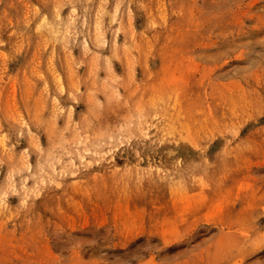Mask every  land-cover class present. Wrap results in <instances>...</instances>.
<instances>
[{
  "label": "rangeland",
  "instance_id": "rangeland-1",
  "mask_svg": "<svg viewBox=\"0 0 264 264\" xmlns=\"http://www.w3.org/2000/svg\"><path fill=\"white\" fill-rule=\"evenodd\" d=\"M82 1L0 0V264H264V0Z\"/></svg>",
  "mask_w": 264,
  "mask_h": 264
},
{
  "label": "bare ground",
  "instance_id": "bare-ground-1",
  "mask_svg": "<svg viewBox=\"0 0 264 264\" xmlns=\"http://www.w3.org/2000/svg\"><path fill=\"white\" fill-rule=\"evenodd\" d=\"M77 1H79V0H77ZM81 1H82V0H81ZM95 1H96V0H95ZM95 1H94V2H95ZM106 1H108V0H106ZM115 1H116V0H115ZM82 2H83V1H82ZM127 2H128V0H127ZM95 3H96V2H95ZM92 4H93V3H92ZM85 6H86V5H85ZM80 7H81V6H80ZM92 7H93V6H92ZM82 8H84V7L82 6ZM95 8H96V7H95ZM68 9H69V8H68ZM110 9H111V8H110ZM112 9H113V8H112ZM78 11H79V10H78ZM90 11H91V9H90ZM92 11H93V10H92ZM94 12H95V11H94ZM94 12H93V13H94ZM102 12H103V11H102ZM63 13H64V12H63ZM90 13H91V12H90ZM110 13H111V12H110ZM91 15H92V13H91ZM91 15H90V16H91ZM81 18H82V17H81ZM106 18H108V17H106ZM111 18H112V17H111ZM44 20H45V19H44ZM102 20H103V18H102ZM106 20H107V19H106ZM49 21H50V20H49ZM49 21H48V22H49ZM111 21H112V20H111ZM46 22H47V21H46ZM118 22H119V21H118ZM44 23H45V22H44ZM44 29H45V28H44ZM52 29H53V28H52ZM55 30H56V29H54V31H55ZM50 31H51V30H50ZM50 31H49V32H50ZM52 33H53V32H52ZM55 33H56V32H55ZM60 33H61V32H60ZM11 34H12V33H11ZM61 34H64V33H61ZM57 36H58V35H57ZM60 36H62V35H60ZM55 37H56V36H55ZM58 37H59V36H58ZM58 37H57V38H58ZM52 42H53V41H52ZM104 43H105V42H104ZM54 44H56V43H54ZM102 116H103V115H102ZM152 117H153V115H152ZM97 119H98V118H97ZM106 125H107V124H106ZM104 127H105V126H104ZM106 127H108V126H106ZM106 127H105V128H106ZM111 129H113V128H111ZM108 130H109V129H108ZM101 131H102V130H101ZM110 131H111V130H110ZM79 146H80V145H79ZM82 146H83V145H82ZM83 153H84V152H83ZM86 153H88V152H86Z\"/></svg>",
  "mask_w": 264,
  "mask_h": 264
}]
</instances>
